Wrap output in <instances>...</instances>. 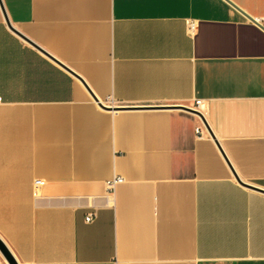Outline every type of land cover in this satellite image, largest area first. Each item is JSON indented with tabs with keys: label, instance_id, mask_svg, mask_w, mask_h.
<instances>
[{
	"label": "crops",
	"instance_id": "obj_1",
	"mask_svg": "<svg viewBox=\"0 0 264 264\" xmlns=\"http://www.w3.org/2000/svg\"><path fill=\"white\" fill-rule=\"evenodd\" d=\"M0 1L15 264H264V0Z\"/></svg>",
	"mask_w": 264,
	"mask_h": 264
},
{
	"label": "built area",
	"instance_id": "obj_2",
	"mask_svg": "<svg viewBox=\"0 0 264 264\" xmlns=\"http://www.w3.org/2000/svg\"><path fill=\"white\" fill-rule=\"evenodd\" d=\"M188 29L190 31L193 30L194 29V24L193 23H189L188 24ZM200 104H201L200 101H195V107L196 108H199ZM195 113L198 114V115H200L202 117V113H200V111H198L197 109L195 110ZM195 132H196L197 135H200L201 128L200 127H197L195 129ZM119 182H122V179L121 178H116V179H113V180L107 182V184H106L107 190H109V191L112 190L113 186L116 183H119ZM42 184L43 183L40 182V181H35L34 182L35 189L38 188L39 186H41ZM92 220H93V215H89L88 217L85 218L86 223H90Z\"/></svg>",
	"mask_w": 264,
	"mask_h": 264
},
{
	"label": "water",
	"instance_id": "obj_3",
	"mask_svg": "<svg viewBox=\"0 0 264 264\" xmlns=\"http://www.w3.org/2000/svg\"><path fill=\"white\" fill-rule=\"evenodd\" d=\"M0 9H1L2 13H3V16H4V18H5L6 24H7V26L9 27V25H8V21H7L6 16H5V12H4L3 6H2V4H1V1H0ZM250 20H252V19H250ZM252 21H253V20H252ZM253 22L256 23L257 25H259L262 29H264V27L261 26L260 24H258L256 21H253ZM95 101H96V99H95ZM96 102H97V101H96ZM99 105H100V104H99ZM100 107L103 108V109H106V108L103 107L102 105H100ZM199 116H200V115H199ZM236 179H237V182H238L240 185H242L243 187H246V188H248V189H252V190H255V191H259V192L264 193L263 191H260L259 189L255 188V187H252L251 185H248V184H245V183L241 182L238 178H236ZM0 248L3 250L4 254H5L6 257L8 258V260L10 261V263H11V264H15V262H14L13 259L10 257L9 253L5 250V248L1 245V243H0Z\"/></svg>",
	"mask_w": 264,
	"mask_h": 264
}]
</instances>
